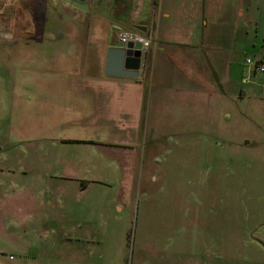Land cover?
<instances>
[{
	"label": "crops",
	"instance_id": "1",
	"mask_svg": "<svg viewBox=\"0 0 264 264\" xmlns=\"http://www.w3.org/2000/svg\"><path fill=\"white\" fill-rule=\"evenodd\" d=\"M226 2L90 0L82 11L59 0H0L1 236L24 226L33 232L34 212L52 233L74 234L83 226L65 212L87 193L90 182L79 177L86 162L71 154L76 150H55L56 133L89 140L81 142L138 143L153 128L151 113L153 122L162 113L163 119L175 115L195 122L200 107L214 117L231 98L245 102L244 109L263 103L264 72L253 66H247L244 83L223 78L215 84L210 77L215 48L206 34V12L228 10ZM262 6V0H251L237 12L253 29L244 41L252 44L254 63H264ZM121 31L152 39L135 79L105 73L107 51L126 45L118 40ZM130 145L120 141L109 147L137 150L138 144ZM55 195L57 207L50 199ZM24 214L21 223L11 219ZM18 251V261L6 260L2 251L0 264H35L40 257L71 264L81 256V248L70 244L30 243Z\"/></svg>",
	"mask_w": 264,
	"mask_h": 264
},
{
	"label": "rangeland",
	"instance_id": "2",
	"mask_svg": "<svg viewBox=\"0 0 264 264\" xmlns=\"http://www.w3.org/2000/svg\"><path fill=\"white\" fill-rule=\"evenodd\" d=\"M250 1L228 0V10L206 12L215 84L245 81L246 60H256L244 41L253 29L237 13ZM245 104L231 98L214 117L200 107L195 122L163 113L153 122L151 113L149 127L157 131L138 143L81 142L89 140L56 133L55 150H76L71 154L86 162L79 177L90 182L87 193L65 212L83 226L74 234L52 233L34 212L33 232L24 226L0 235V255L18 261L21 245L70 244L81 248L80 262L71 264H264V101L255 109ZM120 141L138 148L110 149ZM50 199L60 202L57 195ZM24 216L11 219L21 223ZM35 264L53 263L40 257Z\"/></svg>",
	"mask_w": 264,
	"mask_h": 264
},
{
	"label": "water",
	"instance_id": "3",
	"mask_svg": "<svg viewBox=\"0 0 264 264\" xmlns=\"http://www.w3.org/2000/svg\"><path fill=\"white\" fill-rule=\"evenodd\" d=\"M82 11L88 10L90 0H59ZM143 55L140 43H128L122 48L107 51L105 73L108 76L137 78L142 67Z\"/></svg>",
	"mask_w": 264,
	"mask_h": 264
},
{
	"label": "built area",
	"instance_id": "4",
	"mask_svg": "<svg viewBox=\"0 0 264 264\" xmlns=\"http://www.w3.org/2000/svg\"><path fill=\"white\" fill-rule=\"evenodd\" d=\"M118 40L122 44H128V43H140L141 44V52L144 56L148 50L151 47L152 39L150 37H142L141 35L137 34L133 31H121L118 33ZM246 64L248 66H253L255 70L259 73L264 72V63H253V61L246 60ZM244 83V81H242ZM10 260H12V257H9Z\"/></svg>",
	"mask_w": 264,
	"mask_h": 264
}]
</instances>
